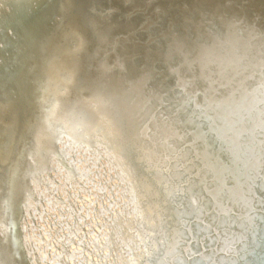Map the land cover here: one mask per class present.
I'll use <instances>...</instances> for the list:
<instances>
[{"label": "bare ground", "instance_id": "6f19581e", "mask_svg": "<svg viewBox=\"0 0 264 264\" xmlns=\"http://www.w3.org/2000/svg\"><path fill=\"white\" fill-rule=\"evenodd\" d=\"M33 1L14 0L32 17L17 29L16 72L0 69V171L3 198L12 200L0 214V264H24L21 243L29 264H180L178 256L168 262V252L185 255L194 245L200 259L186 264H234L229 253L245 241L237 229L253 224L260 205L251 191L264 156L257 6L52 0L38 18ZM5 6L0 0L1 15ZM170 8L177 19L167 17ZM211 19L239 40L244 55L234 53L231 36L208 30ZM40 25L46 35L35 36ZM30 49L37 57L31 65L24 62ZM243 60L246 74L232 69ZM170 71L182 73L171 101L168 80L156 77ZM11 150L20 161L5 164ZM181 184L195 187L203 204L189 207L176 197ZM166 216L177 229H163ZM155 222L165 234L159 247L151 238Z\"/></svg>", "mask_w": 264, "mask_h": 264}, {"label": "water", "instance_id": "95a60500", "mask_svg": "<svg viewBox=\"0 0 264 264\" xmlns=\"http://www.w3.org/2000/svg\"><path fill=\"white\" fill-rule=\"evenodd\" d=\"M50 1H52V0H34L33 2H29L28 6H29V8H36L37 6H41V9H40L39 13L37 14V17L39 18L43 11H48L46 9V7H48L49 4H51ZM225 1L229 2L228 0H225ZM5 3H6L5 9L8 8L9 9L8 12H10V13H12V10H13V16H15V17L7 18V19L8 20H14V19L19 20V23H18L19 25L17 26V29L19 28L21 21L30 19L32 17V12L29 9L25 8L24 6H23V9H21V4L17 5L18 6L17 7L16 4H12V0H4V4ZM139 3H143L142 6H146L148 3H150V1L149 0H140ZM154 4H157V1H155ZM241 5L245 8L257 6V18L262 23H264V0H242ZM245 5H247V6H245ZM3 10H4V8H3ZM107 10H110V8L108 6L105 8V11H107ZM235 10L240 14L238 9H235ZM111 11H113V10L111 9ZM8 12L6 13V15H8ZM141 12L143 13V11H141ZM173 12L178 13L179 11L177 9H171L170 8L166 13L167 17L170 18L171 20L177 19L176 15L173 14ZM4 13H5V11L3 12V15H4ZM54 19H55V16L53 15V12H51V14L48 16V20H47L48 26L53 25ZM160 19L162 21H164L162 14H161ZM2 21H5V18H3ZM236 23H237L238 28H241V29L243 28V25L240 22H236ZM221 25H222V23L216 21L215 19H211V20L207 21V27H208L209 31H211L210 30L211 27H218L222 33H225V27L222 29ZM137 26H139V25H137ZM199 26H200V24H199ZM4 28H9V29H7V32H6L7 36H5V37H7L8 39L10 38L11 40L12 39L14 40L16 38L17 32L14 31V33H13L12 32L13 28H11L10 26H7V25ZM199 28L201 29V27H199ZM37 31L39 32L38 34L36 33ZM46 32H47L46 28L42 25L37 26L34 29V35L35 36H37L39 34L46 35ZM11 33H12V35H10ZM225 34H228L229 36L232 37L230 45L233 46L234 53L238 57L241 55H244L242 50H241V45H240L239 40H237L230 32H227ZM42 37H44V36H41L40 38H42ZM19 46H20V44L18 43V47ZM5 47L6 46H4L2 49H0V62L4 61V64L7 62L6 59H9L10 57L13 56V53H10V49L3 51V49H5ZM20 48H21V51L24 50L22 46ZM29 53H30L33 60L35 58H37L36 56L33 55L32 51L30 49L27 52V54L25 55L24 61L27 60ZM246 62H248V61L243 60L242 63L237 61V62H235V65L232 66V69H234L236 72L241 71L242 74H246L248 72V68H247V66H243V64ZM28 63L31 65V62H28ZM8 64H10L12 67H15L11 63H8ZM16 64H17V60H16ZM173 69L179 70L181 72L178 63H175L173 65ZM162 71L163 70L161 69L158 72H162ZM161 76H163L164 80H168V85L170 86V89L172 92V94L170 95V98H169V100L171 101L173 96H174L175 82H176V80H178V76L180 78L182 77V73H179L177 76L174 71H170L167 73H159V74H157L156 77L160 78ZM259 77H260V80H258L259 83L264 82V67H262ZM253 78L254 77L248 79L250 88H251V85H255V80H253ZM231 79L233 80V79H235V77L231 76ZM26 81L30 82L31 80H25V82ZM235 93H237L236 90L233 92V94H235ZM259 93H260V91H259ZM263 95H264V90H263ZM263 174H264V170L261 167H259L257 169V175L254 177V179L260 181V185H261V178H262ZM183 182H185V179L179 181V183H183ZM255 186L256 185L253 186V189ZM261 187L264 188V186H261ZM197 190L202 191L203 188H197ZM256 192H258L257 188H256ZM263 192H264V190H263ZM140 213H141V218L139 219V221H141V219H143L141 210H140ZM232 215L228 218V220L232 225H234L237 222L234 220V216H232ZM152 225H153V230L151 232V238L153 239L155 246L159 247L165 240V234H164L163 230H161L159 228V225L156 222L153 223ZM249 228L247 227L246 224L240 225V231H241V233L244 234L246 240L244 242V245L241 246V248L236 252V254L234 255V258L238 259V255H241L242 261L239 264H264V209L262 210L260 216L255 220V223L252 226H249ZM163 229H167V230L177 229L175 218L173 219V218H171V216H166ZM140 239H141V237L139 238V241H141ZM180 241L181 240H179V245L181 244ZM141 243H142V241H141ZM213 244H214L213 240H210L208 243L209 246H212ZM200 250H201L200 246H198V245H194L190 249V252H188L185 255H182L181 251L176 252L175 250H171L168 252V257H170L168 259V262L173 263L172 259L173 258L175 259L177 256L181 257L183 260V262L180 264H186V261L191 260V259L199 260L200 258L198 255L200 253ZM136 251H137V254L143 252V248H142V246H140V243H139V248H137ZM135 257H137V256H135ZM23 259L25 260L24 264H29L28 258L25 259L24 255H23ZM205 263H206V259H204V261L202 259L200 260V264H205Z\"/></svg>", "mask_w": 264, "mask_h": 264}, {"label": "snow or ice", "instance_id": "6c2138e0", "mask_svg": "<svg viewBox=\"0 0 264 264\" xmlns=\"http://www.w3.org/2000/svg\"><path fill=\"white\" fill-rule=\"evenodd\" d=\"M65 3H71V0H64ZM99 35V33H98ZM85 39H80V47L82 48L85 45ZM4 47V44L2 41H0V49H2ZM264 87V86H262ZM262 103H264V101H262ZM2 151V150H0ZM2 158V157H0ZM61 159H63V156L61 154ZM14 177H15V172L13 169H9L8 172V186L11 189H13V185H14ZM196 179H198V176L196 177ZM3 186H4V174L2 171H0V214L3 213V209L6 206V204L10 205L12 200H11V194L9 197L8 201H5L3 198ZM169 196H173V193L169 192L168 194ZM176 197H184L185 200L188 203V206H194V205H202L203 201L200 199V193H198L195 190V187L189 189L187 187V185L181 184L180 189H178L175 194ZM9 229L11 230L12 225H8ZM0 244H2V241H0ZM23 244H20V255L23 256L24 252H23ZM135 250V248L133 249ZM85 252H87V248L84 249ZM145 255H147V253H145ZM151 259H155V260H159V256H155V257H150ZM129 259H131V257H129ZM141 259H143V257H141ZM133 264H135V262H133Z\"/></svg>", "mask_w": 264, "mask_h": 264}, {"label": "rangeland", "instance_id": "374dc122", "mask_svg": "<svg viewBox=\"0 0 264 264\" xmlns=\"http://www.w3.org/2000/svg\"><path fill=\"white\" fill-rule=\"evenodd\" d=\"M40 9H41V6H37L36 8H35V10H36V12H37V14L39 13V11H40ZM3 32V27H2V24H1V21H0V34ZM37 34L39 33L38 31L36 32ZM29 62L31 61V60H29V58L27 59ZM3 72L4 71H6V70H2ZM7 71H10V70H7ZM6 71V72H7ZM8 73V72H7Z\"/></svg>", "mask_w": 264, "mask_h": 264}]
</instances>
